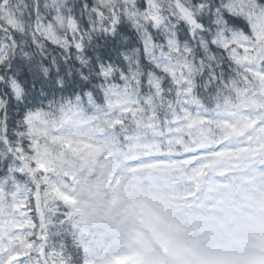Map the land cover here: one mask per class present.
<instances>
[{"label":"snow or ice","instance_id":"snow-or-ice-1","mask_svg":"<svg viewBox=\"0 0 264 264\" xmlns=\"http://www.w3.org/2000/svg\"><path fill=\"white\" fill-rule=\"evenodd\" d=\"M0 264H264V0H0Z\"/></svg>","mask_w":264,"mask_h":264}]
</instances>
